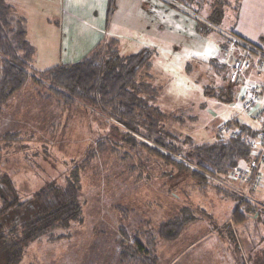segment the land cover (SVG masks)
I'll return each mask as SVG.
<instances>
[{
  "label": "rangeland",
  "instance_id": "obj_1",
  "mask_svg": "<svg viewBox=\"0 0 264 264\" xmlns=\"http://www.w3.org/2000/svg\"><path fill=\"white\" fill-rule=\"evenodd\" d=\"M10 1L18 14L26 16L28 7L19 0ZM72 2L86 5L87 10L97 7L98 14L102 10L101 0ZM233 3L115 0L105 41L115 39L121 57L145 49L151 52L138 82L156 90L143 94L147 105L168 118L160 119L161 126L180 139L212 142L220 134L227 135L225 125L233 119L253 127L260 124L247 120L245 98L241 100L234 92L229 100L206 94L207 89L217 93L223 86L238 90L229 82L238 61L249 60L251 72L259 69L258 56H246V50L228 38L232 30L223 18L231 13ZM31 45L37 71L65 64L54 45L44 41ZM35 47L41 54L40 50L50 49L51 58L37 59ZM215 60H220L219 69L212 67ZM255 82L246 80L245 86ZM11 100L0 114V171L12 175L19 192L29 197L53 180L64 185L69 175L78 172L83 201V222L32 242L20 264H125L120 261L127 241L124 234L133 237L143 226L157 231L163 222L185 215L186 225L177 238L157 240L153 251L158 264H264V176L260 187L248 194L251 202L239 195L241 200L228 198L220 189L229 190L238 182L227 178L230 173L219 174L208 166L185 161L201 177L170 164L167 167L162 160L140 171L143 160L135 154L144 151L142 157H148V152L137 146L136 153L127 156L115 135H108L113 124L122 126L81 101L72 105L42 102L32 82ZM14 132H20L19 141H1L4 134ZM134 137L162 153L169 152L141 134ZM87 156L88 162L74 170ZM3 192L6 196L9 190Z\"/></svg>",
  "mask_w": 264,
  "mask_h": 264
},
{
  "label": "trees",
  "instance_id": "obj_2",
  "mask_svg": "<svg viewBox=\"0 0 264 264\" xmlns=\"http://www.w3.org/2000/svg\"><path fill=\"white\" fill-rule=\"evenodd\" d=\"M180 1L191 3L192 0ZM114 7L115 0H109L107 24ZM26 23V16L18 14L10 0H0V114L7 109L13 96L32 82L42 102L72 105L81 101L90 109L98 110L103 117L117 121L122 127L113 124L108 135H115L124 147L121 148L123 152L129 156L140 146L149 154L148 157H142L144 151L135 154L143 160L140 171L146 165L149 169L151 164L157 165L162 160L167 167L170 164L200 176L185 164L188 161L225 175L254 157L252 143L259 131L250 123L233 119L225 125L229 131L227 135L220 134L214 141L204 143L191 137L180 139L163 129L160 119L167 117L147 105L143 96L144 93L155 94L156 90L138 82L140 72L149 64V50L121 57L116 50L117 41L104 40L77 63L37 71L33 66L35 49L28 40ZM212 67L219 69L220 65L212 62ZM219 90L213 93L207 89L206 94L229 100L233 93L230 87L223 86ZM136 134L165 148L168 154L140 142L134 137ZM19 140L20 132L1 137V141L7 144ZM172 154L183 160H173ZM89 159V156L85 157L82 165L75 166L74 170L84 166ZM202 179L207 183L203 176ZM4 189L9 190L6 196ZM81 190L80 175L74 172L73 176L66 178L64 185L53 180L29 197L19 192L12 175L0 171V264H20L25 248L32 242L57 236L72 224L83 222ZM220 190L228 198H239L230 190ZM185 216L163 222L157 231L143 226L134 231L133 237L124 234L127 241L123 242L120 261L125 264H158L153 251L157 240L177 238L186 225ZM58 236L63 238L64 235ZM130 239L134 240L133 245H130Z\"/></svg>",
  "mask_w": 264,
  "mask_h": 264
},
{
  "label": "crops",
  "instance_id": "obj_3",
  "mask_svg": "<svg viewBox=\"0 0 264 264\" xmlns=\"http://www.w3.org/2000/svg\"><path fill=\"white\" fill-rule=\"evenodd\" d=\"M101 1L102 10L98 8L100 11L98 14L95 12L97 7L87 10L86 5L79 6L72 0L74 5H71L70 0L69 2L59 0L57 4L54 0H19V4L28 7L26 17L29 42L35 46L38 41L54 45L51 47L57 48L58 58L65 64L79 62L87 55L86 52L89 54L107 38L108 11L106 12V9L109 0ZM49 19L53 22L51 23ZM223 20L225 23L226 20L230 22L228 24L232 30V34L228 35L230 42L234 43L231 37H238L242 42L264 54V0H235L231 7V13H225ZM86 47L88 48L86 49ZM40 51L44 53H39V49H37V59L39 57L51 58L52 51L50 49ZM215 62L219 64L220 60H215ZM261 62L262 59L259 58L258 65ZM257 70L249 71L251 74H247V72L242 77L240 84L237 85L238 90L233 91L232 89V92L243 100L246 98L248 88L245 86L246 80L254 79L257 85L260 84L258 94L261 103H258V110L251 114L244 111L249 122L255 123V120H258L260 124L255 127L258 130L261 126L259 118L261 114L258 115V112L264 110V70Z\"/></svg>",
  "mask_w": 264,
  "mask_h": 264
},
{
  "label": "built area",
  "instance_id": "obj_4",
  "mask_svg": "<svg viewBox=\"0 0 264 264\" xmlns=\"http://www.w3.org/2000/svg\"><path fill=\"white\" fill-rule=\"evenodd\" d=\"M234 43L242 46L246 50V56H250L251 54H256L262 59V62L259 64V70H264V54L250 46L242 42L241 40L231 37ZM251 69V64L249 60L244 59L242 61H238L233 64L232 73L230 74V82L233 84H240L242 80V74H245L247 71ZM259 89L260 84L256 83L247 88L246 98L243 101V109L248 114L255 113L258 110V102H260L259 98ZM260 115L261 126L258 129V136L256 140L252 143L254 149V157L242 164L237 166L233 170H231L230 178L232 181L238 182L237 185L229 186V190L239 195L244 200L251 202V197L248 196L250 193H254L255 190L260 187L263 181V170H264V110L262 112H258ZM228 173V175H229ZM242 187L244 191H239L238 188Z\"/></svg>",
  "mask_w": 264,
  "mask_h": 264
}]
</instances>
